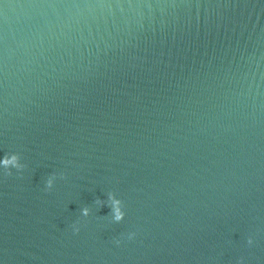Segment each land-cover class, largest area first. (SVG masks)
Wrapping results in <instances>:
<instances>
[{
	"label": "clouds",
	"instance_id": "obj_1",
	"mask_svg": "<svg viewBox=\"0 0 264 264\" xmlns=\"http://www.w3.org/2000/svg\"><path fill=\"white\" fill-rule=\"evenodd\" d=\"M8 161L6 160L5 163H7ZM117 219H120V217L118 216Z\"/></svg>",
	"mask_w": 264,
	"mask_h": 264
}]
</instances>
